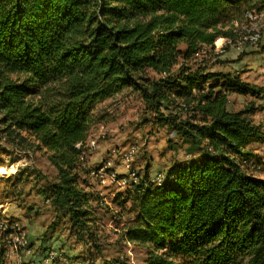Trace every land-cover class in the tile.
<instances>
[{
    "label": "trees",
    "instance_id": "1",
    "mask_svg": "<svg viewBox=\"0 0 264 264\" xmlns=\"http://www.w3.org/2000/svg\"><path fill=\"white\" fill-rule=\"evenodd\" d=\"M253 10L264 13V0H0L2 140L48 154L58 172L48 199L79 241L95 216L82 185L85 142L100 122L94 109L131 91L157 124L202 154L171 166L160 184L146 172L131 185L127 239L145 249V264H264V179L246 168L264 129L250 118L252 103L229 108L232 93L264 89L189 62L201 47L233 38L235 22Z\"/></svg>",
    "mask_w": 264,
    "mask_h": 264
},
{
    "label": "rangeland",
    "instance_id": "2",
    "mask_svg": "<svg viewBox=\"0 0 264 264\" xmlns=\"http://www.w3.org/2000/svg\"><path fill=\"white\" fill-rule=\"evenodd\" d=\"M256 14L260 15L257 23L248 16L235 22L233 38L218 39L214 48L201 47L189 62L215 73L238 74L264 89L259 77V65L264 63V13ZM253 34L260 35L256 44L250 41ZM181 48L185 50L184 45ZM229 101L232 110L252 103L255 110L250 118L256 125L264 119V90L260 96L232 93ZM94 111L100 122L92 126L85 142L90 170L108 164L117 176L134 170L138 176L147 172L152 179L168 173L173 165H188L202 157L190 151L169 127L157 124L155 115L131 91L105 99ZM172 111L177 109H163L165 115ZM250 149L252 160L245 167L264 179V143H253ZM47 155L32 143L0 139V236L7 243V264H145V249L127 239L135 225L131 220L136 215L135 189L91 176L90 171L82 185L91 195L94 224L90 234L79 241L66 218L58 219L48 199V186L58 172Z\"/></svg>",
    "mask_w": 264,
    "mask_h": 264
},
{
    "label": "bare ground",
    "instance_id": "3",
    "mask_svg": "<svg viewBox=\"0 0 264 264\" xmlns=\"http://www.w3.org/2000/svg\"><path fill=\"white\" fill-rule=\"evenodd\" d=\"M260 35L259 34H253L251 37H250V40L252 39V42H256L257 40H258V37H259ZM220 40V39H219ZM0 139H3V137H2V134L0 133ZM129 157V156H128ZM91 176H94V177H96V178H105V177H107V179L109 178V179H117L118 178V176L116 175V173H114V172H111V171H109V169H108V167H103V166H100V167H98L97 168V172H92L91 171ZM156 176H163V177H161V178H158V179H156L155 180V183H158V184H160L162 181H163V179H164V174H157ZM153 178H155V177H153ZM153 178L151 179L152 180V182H153ZM139 179V176L138 175H136V180H138ZM137 182H131V185L132 184H136ZM130 185V186H131ZM3 226V225H2ZM7 229V228H6ZM77 264H82L81 262H77Z\"/></svg>",
    "mask_w": 264,
    "mask_h": 264
},
{
    "label": "built area",
    "instance_id": "4",
    "mask_svg": "<svg viewBox=\"0 0 264 264\" xmlns=\"http://www.w3.org/2000/svg\"><path fill=\"white\" fill-rule=\"evenodd\" d=\"M247 16H248V18L251 21H253L255 23H257L256 21L258 20V17L260 18V15L258 16L256 14V11L255 10L249 11L247 13ZM250 41L253 44H256L257 43V42H252V39ZM103 167H109V165L108 164H105V165H103ZM90 171L97 172V169H91ZM161 177H163V176H155V178H153V182L155 183V180L158 179V178H161ZM112 180L118 182V184H120V185H131V182H138V180H136V171H134V170L133 171H130L129 174H127L126 176H123L122 178H117V179H112ZM102 182H104V181H102ZM71 264H77V261H74Z\"/></svg>",
    "mask_w": 264,
    "mask_h": 264
},
{
    "label": "crops",
    "instance_id": "5",
    "mask_svg": "<svg viewBox=\"0 0 264 264\" xmlns=\"http://www.w3.org/2000/svg\"><path fill=\"white\" fill-rule=\"evenodd\" d=\"M259 77H260V80H262V81H264V63L262 64V65H259ZM261 115L263 116L264 115V109H263V111H262V113H261ZM263 117H262V120L261 121H259V125L261 124V122H263ZM257 123V122H256ZM263 126V128H264V125H262ZM88 177L90 178V176L88 175ZM101 179V178H100Z\"/></svg>",
    "mask_w": 264,
    "mask_h": 264
}]
</instances>
